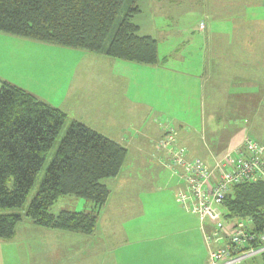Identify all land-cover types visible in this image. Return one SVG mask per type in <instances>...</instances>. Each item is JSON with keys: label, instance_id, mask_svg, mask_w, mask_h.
Segmentation results:
<instances>
[{"label": "crops", "instance_id": "0c3cea01", "mask_svg": "<svg viewBox=\"0 0 264 264\" xmlns=\"http://www.w3.org/2000/svg\"><path fill=\"white\" fill-rule=\"evenodd\" d=\"M163 1L155 0L156 4L151 5L159 14L163 11ZM158 23L164 26L165 20H158ZM136 25L141 30V26ZM208 25L199 21L197 31L202 35V43L193 37L192 31L191 36L186 37L190 46L194 44L196 53L195 49L181 46L173 49L171 55L160 56L157 47L158 60L154 64L128 62L79 48H74L76 52L69 47L61 49L62 52L66 49L69 55L63 62L64 75H57L60 78L57 84H65L66 90L61 92V105H53L66 113L67 120L81 121L116 141L126 149V159L133 158L123 162L115 176L120 206L111 205L113 196L108 187V198L103 205L105 213H99L93 233L47 228L32 221L23 227H15L12 238L20 236L23 245L33 244L35 255L38 252L43 264L47 261V264L208 263L212 245L206 243L204 235L210 233L214 224L207 218L201 222L198 215L180 205L177 193L184 183L177 172L166 167L167 154L157 147L161 129L154 123L157 115L168 109L172 118L165 125L176 130L178 143L185 147L188 157H198L209 168L225 150L233 151L246 136L250 137L237 124L236 117L233 119L232 111L236 107L229 93H222L224 98L218 103L219 92L213 91V101L206 104L207 87L212 85L218 89L215 78L225 74V70L219 68L221 56L216 53L220 48L211 43L209 34H213L207 30ZM0 37L22 42L21 38L2 31ZM33 44L40 46L39 52L51 45L45 42ZM70 62L73 65H68ZM178 64L190 68L187 69L190 73L180 76ZM239 75L240 83L244 84L245 80H252L255 73L243 71ZM173 85L183 90L181 94L187 104H194L198 126L185 121L188 119L185 107L174 110L176 95L173 99L164 98L166 88ZM261 93L264 95L262 88ZM224 114L226 119L222 123ZM89 207L87 203L83 209ZM20 250L21 255L24 250L22 247ZM263 253L253 254L245 261L264 264Z\"/></svg>", "mask_w": 264, "mask_h": 264}, {"label": "trees", "instance_id": "16d2710c", "mask_svg": "<svg viewBox=\"0 0 264 264\" xmlns=\"http://www.w3.org/2000/svg\"><path fill=\"white\" fill-rule=\"evenodd\" d=\"M139 2L0 0V31L128 62L154 64L157 42L140 35L133 20L141 11ZM66 120L63 110L0 81V209L16 208L26 201ZM69 121L25 216L47 228L91 234L109 194L103 181L118 175L127 152L83 122ZM66 195L84 198L90 207L53 213L50 207ZM222 203L223 222L240 219L254 232L264 228V181L231 185ZM21 219L18 212H0V238L11 239Z\"/></svg>", "mask_w": 264, "mask_h": 264}, {"label": "rangeland", "instance_id": "374dc122", "mask_svg": "<svg viewBox=\"0 0 264 264\" xmlns=\"http://www.w3.org/2000/svg\"><path fill=\"white\" fill-rule=\"evenodd\" d=\"M138 4L142 11L133 18L141 26L139 34H149L157 40L160 56L171 55L176 47L183 46V48L190 50L195 49L194 44L190 46L187 42V35L191 36L190 32L192 31L193 37L201 40L202 35L197 31L199 21L202 20L204 25L209 24L207 30H211L213 34H209V37L211 43L220 48V51L216 53L221 56L222 61L219 63V68L225 70V74L215 78L218 89H214L212 85L207 87L205 91L206 104L213 101L211 100L213 91L219 92L218 103L222 102L224 98L222 93H229L231 101L236 107L233 106V119L236 117L237 124L248 132L250 138L255 141L264 139V95L261 93V88L264 89V0H164L161 14L151 6L156 4L155 0H141ZM162 19L165 20L164 26L158 23V20L162 21ZM13 36L17 39L21 38L22 42H12L10 37H0V81H6L21 89L23 88L38 99L58 108L53 104L61 105L62 101L59 99L61 92L66 90L65 84H57L60 81L57 75H64L65 73L63 62L68 59L69 54H67L66 49L63 52L61 49L66 46L51 44L52 47L48 45L39 52L40 46L33 44L39 41L22 36ZM70 50L76 52L74 48H70ZM58 63L63 64L59 65ZM68 65H73V63L70 62ZM176 67L180 69L181 73H178L180 76H186L190 73L188 71L190 68H184L183 64H178ZM243 71L246 73L247 71L251 73L254 71L255 73L253 79L245 80L244 84L240 83L241 76L239 75ZM255 78L258 80L255 81ZM182 86L184 90V83ZM174 87L173 85L170 89L166 88L164 98L172 97L173 99L176 95L178 99L175 100L176 107L174 110L178 111L179 107H185V116L188 117L185 121L193 122L194 125L198 126V115L194 104L190 102L187 104L184 95L181 94L183 90ZM171 114L167 109L166 113L157 115L154 123L161 129V126L168 124L172 118ZM221 114L223 115V112ZM225 119L226 115L224 114L222 123ZM69 123L70 121L66 120V123L59 129L54 145L41 165L31 190L27 194L26 201L16 208L0 209V212H18L22 215L17 227H23L31 221L29 217L25 216L26 210L38 191V186L48 168V163L53 159L59 141L65 135ZM162 133L163 131L157 140L158 148H161ZM132 158L133 156L128 159L125 157L124 163ZM135 173L137 174V172ZM129 174L132 173L129 172ZM116 179L105 178L103 181L110 188L113 196L111 202L113 207L120 206L119 192L115 189ZM86 207L87 202L84 198L66 195L60 196L50 207V210L56 214L61 209L81 211ZM104 213L105 207L103 206L100 214ZM19 237L16 236L7 240L0 238V264H43L42 257L38 252L35 255L34 245L29 243V246L24 244V247ZM21 247L24 251L20 255ZM92 258L90 257V259ZM246 263L248 264L249 260H243L240 264Z\"/></svg>", "mask_w": 264, "mask_h": 264}, {"label": "built area", "instance_id": "2783aa9c", "mask_svg": "<svg viewBox=\"0 0 264 264\" xmlns=\"http://www.w3.org/2000/svg\"><path fill=\"white\" fill-rule=\"evenodd\" d=\"M161 128L160 149L167 154L166 166L184 183L177 193L180 205L198 215L201 222L206 218L215 222L212 231L204 235L206 243L212 245L207 264H240L253 254H262L264 228L254 232L240 219L223 222L221 207L231 185L264 181V139L255 141L246 136L233 151L225 150L215 158L209 168L198 157L187 156L173 127Z\"/></svg>", "mask_w": 264, "mask_h": 264}]
</instances>
